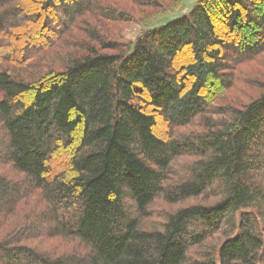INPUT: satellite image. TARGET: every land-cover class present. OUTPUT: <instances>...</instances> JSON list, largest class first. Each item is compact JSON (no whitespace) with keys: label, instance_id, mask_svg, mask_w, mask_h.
Listing matches in <instances>:
<instances>
[{"label":"trees","instance_id":"obj_1","mask_svg":"<svg viewBox=\"0 0 264 264\" xmlns=\"http://www.w3.org/2000/svg\"><path fill=\"white\" fill-rule=\"evenodd\" d=\"M101 1L0 0L1 226L38 197L0 264H264V82L214 107L264 53V0H198L129 43L91 25L63 69L10 66L86 15L132 20Z\"/></svg>","mask_w":264,"mask_h":264},{"label":"rangeland","instance_id":"obj_2","mask_svg":"<svg viewBox=\"0 0 264 264\" xmlns=\"http://www.w3.org/2000/svg\"><path fill=\"white\" fill-rule=\"evenodd\" d=\"M154 1L159 3L160 6H151L146 1L141 3L136 0H102L101 2L105 7L110 6L118 9L119 12L127 13L131 16L132 20L130 22H111L94 15H86L84 18L78 20L77 24L72 27L70 33L52 40L49 44L44 42L43 47L41 46L36 54L30 56V59L26 63H12L10 66H17L19 69L22 68L29 76L36 74L38 77L42 75V71L46 73L52 69L61 70L63 69L64 60L75 50V45L84 41L86 27L92 25L97 27L106 38L129 43L135 41L146 29L153 27L154 24L188 12L198 0ZM54 13L53 11L51 16L53 20H56L57 16ZM85 22H90L91 24L88 25ZM218 27L223 34L227 33L228 29L223 24H218ZM42 29L44 30V34L48 33L45 30V26ZM244 32L236 30L233 34L243 35ZM27 35L28 37L32 36ZM224 38L228 40L230 36H225ZM236 38L238 42L243 41L242 37L236 36ZM23 40H25V36H23ZM40 40L43 39L41 38ZM185 58V54L181 55V59ZM233 76L235 78L233 86L227 90L224 89L221 96L214 99V107L248 103L260 94L261 89L257 86V82H264V53L254 60H248L238 64L233 72ZM212 88L214 87L210 86V89ZM157 130L161 134L162 131L166 130V124L161 122ZM183 131H186V129H183ZM37 198V195L31 196L29 203L26 201L20 206L19 214L14 219L9 220V222L4 221L2 226L3 220L0 219V236L6 231L13 229L23 219L24 213L21 212L33 206ZM47 244L49 246L53 245L63 248L64 243H61L59 240H52L47 242Z\"/></svg>","mask_w":264,"mask_h":264}]
</instances>
